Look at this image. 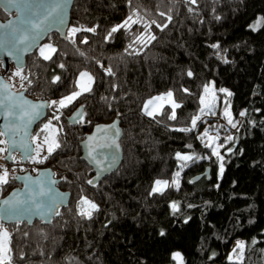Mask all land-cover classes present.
<instances>
[{
  "label": "trees",
  "instance_id": "trees-1",
  "mask_svg": "<svg viewBox=\"0 0 264 264\" xmlns=\"http://www.w3.org/2000/svg\"><path fill=\"white\" fill-rule=\"evenodd\" d=\"M133 11L142 23L108 39L111 29ZM259 16L264 17V0H197L195 5L189 0L74 2L68 37L73 27L95 32L78 31L72 37L75 43L49 35L46 41L57 50L52 59L36 51L23 70L27 88L49 101L73 93L82 71L94 75L91 91L66 108L51 106L33 134L43 137L40 126L46 120L58 125L61 148L52 154L56 165L51 167L59 188L71 192V198L50 224H4L11 235L12 264H169L176 251L183 253L186 264H231L228 256L236 240L247 245L243 264H264V27H249ZM7 17L0 9V18ZM153 20L167 27L161 31L152 24L148 31L157 39L128 49L134 36L145 33L144 24ZM134 51L138 54H129ZM188 71L194 75L187 76ZM56 76L60 81H54ZM210 82L233 93L236 118L246 111L236 139L223 149L222 176L219 160L197 138L200 129L176 130L191 127L202 107L203 87ZM167 91L181 104L177 119L168 118V106L155 118L146 115L145 101ZM79 107L82 119L69 124L67 119ZM55 115L58 121L52 119ZM117 117L123 128V162L112 175L89 184L95 174L81 159L80 142L95 124ZM178 152L209 158L187 162L178 189L150 196L156 180L174 179L181 163L175 158ZM207 166L212 178L193 183V176ZM17 186L13 178L0 188V198ZM82 197L97 202L99 210L91 219L79 215ZM173 202L180 205L175 215Z\"/></svg>",
  "mask_w": 264,
  "mask_h": 264
},
{
  "label": "snow or ice",
  "instance_id": "snow-or-ice-1",
  "mask_svg": "<svg viewBox=\"0 0 264 264\" xmlns=\"http://www.w3.org/2000/svg\"><path fill=\"white\" fill-rule=\"evenodd\" d=\"M7 3L9 6H16L17 0H7ZM129 3H131V0H129ZM189 3L195 5L197 4V0H189ZM189 11H193V9H189ZM63 12H64V5L62 3H55L53 4L50 8L46 9V15L44 17V19L46 20L48 17L51 16H56L60 23H63ZM31 14L33 16L37 15L38 12L36 9H32ZM161 16H164L165 13L161 12L160 13ZM168 21L170 22L172 17L168 16L167 17ZM217 19H219V17H217ZM43 20L36 22L33 21L31 19L25 20L22 23L24 24V27H16L13 28V37L16 40L17 43L19 44H25L28 45V47H25L24 49H22V51H28L29 48L31 47L30 45V41L31 40H35L38 39L39 36V31L41 30V26L43 24ZM142 23V18L139 16V13L137 11H133L132 15L128 16L123 23L113 27L111 29V31L108 34V39H111V36L113 33L120 31L121 29H125L126 31H130L132 28V25L134 24H140ZM152 24H156V21H152L151 23H145L144 24V28H145V33H141L140 35H136L133 38L132 43H130L128 45V49H133V46L135 44H140L143 46H146L150 41H154L157 39V37L155 35H153L150 31H148ZM157 28H160L161 31H163L164 28L167 27V24H156ZM249 27L251 28V30L253 31H258L260 30L262 27H264V17H261L259 19H257L256 22L252 23L249 25ZM33 30H35L36 34H32ZM71 33H72V37L75 36V34L78 31H90V32H95V28H88V29H80V28H71ZM17 33H19V35H16ZM72 37H68L66 36V39H72ZM72 43H75V40L72 39ZM82 43H87V40H82ZM212 48L214 49H219L220 45L219 44H213L211 45ZM128 49H126V51H128ZM46 50H47V54H46ZM40 51V55L45 59V60H51L52 59V54L55 53L57 50L52 46V45H44L42 47H40L39 49ZM8 55H12L11 52L7 53ZM129 54H138V52H130ZM81 55H83V53H81ZM2 63V62H0ZM224 63H228L227 59H224ZM60 68H64L63 64L59 65ZM101 67H103V65H101ZM105 71L109 74V75H114V73L112 72L111 68H107L105 69ZM187 76L192 77L194 74L192 71H188ZM15 76H19L21 78V80H27L28 77L23 75V70L22 68H18L16 70V72L14 73ZM85 77H87L88 81L91 83L92 82V77L90 74L88 73H81L80 74V79L83 80ZM60 76H56L54 78V81H60ZM29 84H31V80L28 81ZM81 90L77 91V92H73L70 95L61 98L59 101H50L48 106H55L57 109H63L68 107L71 103H73L80 95L83 94V92L85 91H91V88L85 85H81ZM9 88V85L6 83H2L0 82V90H4L6 91ZM183 92L191 94L189 92V89L187 88H183L182 89ZM220 92L225 93L227 97H231L233 95L232 92H230L228 89L225 88H221L219 89ZM203 93L204 96L201 97L200 99V103L201 105H203V107H201L199 109V113L198 115H195L192 117L191 119V127H187V128H179L176 129L177 131L180 132H192L193 130L196 129L197 127V122L202 120V115H215L216 114V89H215V85L214 82H210L209 84L204 85L203 87ZM210 96V99H208V97ZM12 94H9L8 96H6L4 99L5 100H12ZM163 100H167L170 105H171V114L168 117L169 119L175 120L177 119L176 116V109L181 107V104L177 103L174 99H173V92L169 91L167 92L164 96H159V97H155L151 100H149L145 106H144V112L146 115L151 116L153 118H155L156 112L158 111V109L156 107H153L157 101H163ZM28 105L27 108H25L24 106ZM4 106V101L0 100V107ZM19 107L21 109V111L17 114L15 112H13V108H17ZM45 107V105L43 104H29L28 101H23L22 104H11L10 106L7 107L6 109V118L7 117H13V116H18V118L20 120H24L26 117L28 118V123L30 124L32 122V120H34L36 117L39 116V109ZM230 103H228L227 101H225V107L223 108V112L222 115L223 117L226 119L227 124L230 125L232 128H236L237 124L239 123V121H236L235 118L233 117L231 111H230ZM77 115H80L79 113ZM239 115L241 117L246 115V111H241L239 113ZM52 119L55 120H59L60 116L59 115H55L53 116ZM114 128L115 125L109 126ZM213 128H215L216 131V135H213L212 132L210 131L209 128H205L203 133H201L197 138L201 140V142L203 143L205 148L211 149V155L215 156L218 160L223 161V156L220 154V148L223 147L224 145L219 143L220 140V136H219V129L224 127L223 125L220 126H212ZM13 129L12 128H7L5 131H0V137H6L8 136L9 132H11ZM98 131H103V132H107L108 128H98ZM59 130L52 124V120L50 119L48 121V123L44 124L43 128L41 129V133H45V135H43V139L41 140V137L39 134L35 135L32 139L33 141H39L38 143L35 144V147L33 148L30 144L28 143H22L19 145V147L24 149V154L21 156V160H29L32 163H44L46 160H48V158L50 156H52V154L57 150L61 148V144L60 142L56 139V135L58 134ZM116 135H119V132L117 131ZM89 141H95L96 137L95 136H89L88 137ZM236 138L233 137L232 135H228L225 137V140L227 142H232L234 141ZM0 144H4L7 145V147H0V154L3 153H9V155L7 157H4L6 159H12L13 161L16 160V157L14 155L11 154L10 149L11 150H15L17 147V141L15 139V137H11L10 139H0ZM115 145V147L119 148V144H117L115 139L111 140V144H102L100 145L101 147H111ZM90 147L92 148V151L95 150V148L90 145ZM187 147L191 148V145H187ZM43 151L47 152V155H41V153ZM228 151H232V149H228ZM90 156H91V152H90ZM178 161L181 162L180 164V169L181 171L183 170V168L187 167V162L189 161H196L199 160L201 158L207 159L209 157H200V156H194V155H189V154H181V153H176V157H175ZM93 161L99 163V161H96V157L92 156ZM2 167V166H0ZM224 172V165L223 163L220 164L219 167V174L222 176ZM15 179H20V177H14ZM26 180H31V177H25ZM179 179H180V171H177L175 173V177L174 179L171 181V183L167 180H156L154 182V186L152 187V189L149 192V195H164V192L169 188V187H175V188H179ZM10 183V179H9V170L7 168H3L2 171H0V186L3 185H7ZM37 183L39 184L40 187V194L41 195H45V188H44V182L43 181H37ZM49 184H55L56 181L55 179H50L48 181ZM89 184H92L93 181L89 180L88 181ZM51 189H48V191H50ZM25 201H9V200H5L3 202V205H0V207H3L4 205H7L8 207L5 209V213L0 214V264H12V248H11V235L8 232V229L4 226V221L6 218L10 219L13 215H15L18 206L24 204ZM37 207H42V205H37ZM56 211H55V215H60L59 212V205H56ZM171 209H172V213L173 215H175L176 213H178L180 211V205L176 202H173L170 205ZM79 215L82 217H85L87 219H91L93 212L94 211H98V206L88 200L86 197H82L79 201ZM19 222V221H18ZM187 222V221H185ZM161 236H164L165 233L163 230H161L160 232ZM256 241H253V243H255ZM246 242L244 241H236V245L233 248L232 253L229 254L228 256V260L231 262V264H243V255H244V251L246 248ZM215 256V253L212 254V257ZM210 257V259L212 258ZM172 259L174 261L177 262V264H184V260L183 257L181 255V253L179 252H175L172 254Z\"/></svg>",
  "mask_w": 264,
  "mask_h": 264
},
{
  "label": "water",
  "instance_id": "water-1",
  "mask_svg": "<svg viewBox=\"0 0 264 264\" xmlns=\"http://www.w3.org/2000/svg\"><path fill=\"white\" fill-rule=\"evenodd\" d=\"M75 1L76 0H17L16 6H9L7 0H0V9L8 16L4 20L0 18V61L3 67L9 70L10 66L13 65L16 69L22 68V70H24L26 68L27 57L33 55L48 39L49 35L56 33L62 39H66L65 37L68 36V30L71 25V12ZM55 3H62L64 5L63 23H60L56 16L48 17L46 20L44 19L46 9L50 8ZM32 9H36L38 14L33 16L31 14ZM28 19L36 22L43 20L44 22L39 31L38 39L31 40V47L25 52L22 51V49L28 47V45L16 42L13 37V28L24 27L22 22ZM32 34H36L35 30H33ZM16 35H19V33ZM8 52H11L12 55H8ZM0 82L9 85L6 91L0 90V100L4 101V106L0 107V131H5L9 127L13 129L5 139L15 137L17 147L15 150L10 149V152L12 155L15 152H20L21 155H23L24 149L19 147V145L28 143L33 148L35 147V142L32 139L33 134L35 128L48 117V112L51 107L48 106L50 101L44 99L36 100L28 97L24 90H14L3 74H0ZM9 94H12V100H5L4 98ZM23 101H28L29 104L45 105V107L39 109V116L32 120L30 124L28 123L27 117L24 120H20L18 116L6 118L7 107L13 103L17 105L22 104ZM24 107L27 108L28 105ZM12 110L17 114L21 111L19 107L13 108ZM78 113L80 115H77ZM82 117L83 108L79 107L67 119V122L76 125ZM112 125H115V127H109ZM98 128H108V131H98ZM117 131L119 132L118 136L116 135ZM89 136H95V141H89ZM122 137L123 128L121 126V119L117 117L108 123L95 124L92 130L87 133L85 138L80 142V147L82 148L81 159L92 168L95 174L91 180L93 181L92 185L112 175L121 166L124 156L121 146ZM112 139L116 140L117 144H119V148L115 147V145L111 147L100 146L105 143L111 144ZM90 145L95 148L94 151H92ZM8 155L9 153H7L5 157ZM92 156H95L96 161H99V163L93 161ZM6 160L9 162L12 161V159ZM28 176L31 177V180L25 179V177ZM16 177H20V179H16L18 186L13 188L7 195L0 198V205H3L5 200H20L25 201V203L18 206L15 215L10 219L6 218L4 224L10 225L24 222L33 224L36 220L42 221L44 224H50L56 216L55 206L59 205L60 211V209L68 205L70 201L71 192L63 191L59 188L58 184L60 179L56 177L54 170L50 167L42 168L37 173H19ZM204 177H207L208 180L212 178L210 166H207L202 173L193 176L192 181L193 183H197ZM50 179H55L56 183L49 184L48 181ZM37 181L44 182L45 195L40 194V187ZM48 189L51 190L48 191ZM37 205H42V207L38 208ZM7 207V205L0 207V214L5 213Z\"/></svg>",
  "mask_w": 264,
  "mask_h": 264
},
{
  "label": "rangeland",
  "instance_id": "rangeland-1",
  "mask_svg": "<svg viewBox=\"0 0 264 264\" xmlns=\"http://www.w3.org/2000/svg\"><path fill=\"white\" fill-rule=\"evenodd\" d=\"M259 18H261V16H259L257 19H259ZM257 19H256V21H257ZM255 21V22H256ZM254 23V22H253ZM44 45H52L54 48H55V46L50 42V41H45L42 45H41V47L42 46H44ZM40 49V48H39ZM39 49L37 50L38 52V55L39 56H41L40 55V51H39ZM46 54H47V50H46ZM54 55V53L52 54V56ZM42 57V56H41ZM88 73V74H90L91 75V77L93 78L92 79V82L90 83L89 81H88V79H87V77H85L83 80H81L80 79V74L81 73ZM80 74H79V76H78V79H77V89L74 91V92H77V91H80L81 90V85H85V86H88V87H90L91 89H92V87H93V85H94V75L90 72V71H82ZM215 89H216V97H217V100H216V114L215 115H202V120L201 121H198L197 122V127H196V129H195V131H198L199 129H200V133L198 134V136L201 134V133H203V131H204V129L205 128H209L210 129V131L212 132V134L213 135H216V131H215V128H213L212 126H220V125H223L224 127H222V128H220L219 129V136H220V140H219V143L220 144H222V145H224L223 147H221L220 148V154L223 156V149L227 146V145H230L231 144V142H227L226 140H225V137L226 136H228V135H232L233 137H234V135H235V133H236V131H237V129L239 128V126L241 125V123H242V117L240 116L239 118H236L234 115H233V113H232V109H231V107H230V111H231V113H232V115H233V117L235 118V120L236 121H239V123L237 124V127L236 128H232L230 125H228L227 124V121H226V119L223 117V115H222V112H223V108L225 107V101H227L228 103H230V106H232V100H233V95L231 96V97H227L226 96V94L225 93H222V92H220L219 91V89H221V88H217V87H215ZM226 89V88H225ZM85 92H88V91H85ZM85 92H83V93H85ZM167 92H169V91H167ZM167 92H165V93H161V94H159V95H156V96H153V97H151V98H149V99H147L146 101H145V103H144V106H145V104L149 101V100H151V99H153V98H155V97H159V96H164ZM173 92V91H172ZM70 95V94H69ZM68 96V95H67ZM203 96H204V93H203ZM66 97V96H65ZM173 99L176 101V99H175V96H174V93H173ZM208 99H210V96L208 97ZM177 102V101H176ZM178 103V102H177ZM170 107L171 108V105H170V103L167 101V100H163V101H157L156 102V104L153 106V107H156L157 109H158V111L156 112V115L157 114H160L162 111H163V109L165 108V107ZM202 107H203V105H202ZM220 108H222L221 110H220ZM177 110V109H176ZM143 111H144V107H143ZM145 113V112H144ZM200 114V113H199ZM53 118V117H52ZM49 121V120H48ZM48 121L46 120L41 126H40V129H42L43 128V126H44V124H46V123H48ZM52 124L59 130V127H58V125L56 124V123H54L53 121H52ZM200 126H202V129H201V127ZM42 134V136L43 135H45V133H41ZM35 135H33V137H34ZM0 139H5V137H0ZM43 139V137H41V140ZM56 139H57V135H56ZM39 141H35V144L36 143H38ZM203 144V143H202ZM3 147H6L4 144H3ZM179 153H181V154H189V155H193V153H191V152H179ZM223 160H224V156H223ZM221 163H223V161H220L219 160V167H220V164ZM181 164V163H180ZM178 171H180V179H179V183H180V180H181V169H179ZM219 176H221L220 174H219ZM160 180H163V179H160ZM168 181V180H167ZM88 200H90V201H92V202H94L96 205H97V202L94 200V199H91V198H89V197H86ZM98 206V205H97ZM5 226V225H4ZM7 229H8V232H9V228H8V226H5ZM236 241H238V240H236ZM236 241L233 243V245H232V248H231V252L230 253H232V251H233V248L235 247V245H236ZM240 241H242V240H240ZM176 252H179V253H181V255H182V257H183V260H184V264H186V262H185V258H184V255H183V253L181 252V251H176ZM175 253V252H174ZM243 257H244V255H243ZM169 264H177V262L176 261H174L173 260V262L172 263H169Z\"/></svg>",
  "mask_w": 264,
  "mask_h": 264
},
{
  "label": "built area",
  "instance_id": "built-area-1",
  "mask_svg": "<svg viewBox=\"0 0 264 264\" xmlns=\"http://www.w3.org/2000/svg\"><path fill=\"white\" fill-rule=\"evenodd\" d=\"M1 62V61H0ZM15 66L11 65L9 70H6L3 67V64L0 63V74H3L5 78L10 82L12 88L16 91H21L24 90L26 92V95L30 98L33 99H41L40 95L38 92L28 89L25 80H21L19 76H15L14 73L16 72ZM55 101H59L58 99ZM0 147H3V144H0ZM7 147V145H6ZM7 155L6 153L0 154V171L3 170V168H7L9 170V179L10 182L13 180L14 177L17 176L19 173H26V172H32V173H37L40 169L42 168H47L51 166H55L56 162L52 156L48 158L44 163H32L29 160H21V153L20 152H15L13 155L16 157L15 161H7L4 157ZM41 155H47L46 151H43ZM55 172V171H54ZM10 184V183H9ZM7 184V185H9ZM7 185L0 186V188H4Z\"/></svg>",
  "mask_w": 264,
  "mask_h": 264
}]
</instances>
